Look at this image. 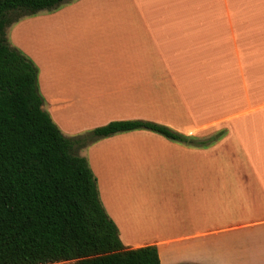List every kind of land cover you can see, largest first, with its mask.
I'll return each instance as SVG.
<instances>
[{
  "label": "crops",
  "instance_id": "1",
  "mask_svg": "<svg viewBox=\"0 0 264 264\" xmlns=\"http://www.w3.org/2000/svg\"><path fill=\"white\" fill-rule=\"evenodd\" d=\"M78 6L85 16L25 19L6 36L38 68L42 109L60 132L145 121L189 142L139 129L78 150L123 246H154L160 264H264V0ZM137 180L154 197L129 191L140 211L120 215L103 183Z\"/></svg>",
  "mask_w": 264,
  "mask_h": 264
},
{
  "label": "trees",
  "instance_id": "2",
  "mask_svg": "<svg viewBox=\"0 0 264 264\" xmlns=\"http://www.w3.org/2000/svg\"><path fill=\"white\" fill-rule=\"evenodd\" d=\"M65 1L0 0V264H160L154 246H123L75 149L139 129L188 139L145 121L110 122L75 138L60 132L42 109L37 67L9 44L5 30Z\"/></svg>",
  "mask_w": 264,
  "mask_h": 264
},
{
  "label": "rangeland",
  "instance_id": "3",
  "mask_svg": "<svg viewBox=\"0 0 264 264\" xmlns=\"http://www.w3.org/2000/svg\"><path fill=\"white\" fill-rule=\"evenodd\" d=\"M82 1L83 0H66L65 2L61 3V5H59L57 8H55L53 10L43 11V12H40L36 15L25 17L23 19H20L18 22L25 20V19H27V20H29V19L33 20L35 18L39 19V18H43L45 16L54 17L56 19H76L78 17L86 15L85 13H83L82 8L78 6V4H80ZM85 12H89V11L86 10ZM30 21L24 22L20 26L21 35H23L24 33H27L30 25L34 26V25L42 22V20H40L39 22H32V23ZM42 29H43V25H40V30L42 31ZM10 31H11L10 27L6 28V30H5V32L7 33L6 36L7 35L9 36ZM39 37L41 38V39H39V42L42 44L43 32L40 33ZM31 38L35 39L36 33L35 34L31 33ZM24 41H26V39ZM38 72H39V70H38ZM88 132H90V131H88ZM84 134H86V133H84ZM69 138H75V137H69ZM97 141L91 142L90 144L86 145L83 148L89 147ZM173 142H176V141H173ZM177 143L181 144L180 142H177ZM83 148H81V149H83ZM75 150H76L75 153L79 154L78 150L77 149H75ZM79 156L81 157L82 154H80ZM120 173H122V172H120ZM103 184H104L103 189H104V191L106 193V197H107L106 201L108 203H110V205H112L114 207L115 211L120 213V215H125V214L130 213V212L137 213L138 211H140L139 209L134 210V208L136 206H138V204H139L138 201H135L134 199L132 201H124V197L129 195V193H128L129 191H132L131 195L136 197L137 198L136 200L139 199L138 197L140 195V192H142V193L146 192L148 195H151L153 197H154V193H155V186L154 185H152L151 187L141 186V182L139 180L135 181L132 185L124 184V183H121L118 181H115V182L105 181ZM151 205H152V207L154 206L153 204H151Z\"/></svg>",
  "mask_w": 264,
  "mask_h": 264
}]
</instances>
